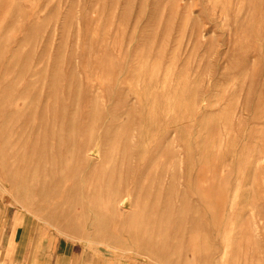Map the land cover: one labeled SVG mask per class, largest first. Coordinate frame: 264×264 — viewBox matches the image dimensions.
Returning a JSON list of instances; mask_svg holds the SVG:
<instances>
[{
  "label": "rangeland",
  "instance_id": "374dc122",
  "mask_svg": "<svg viewBox=\"0 0 264 264\" xmlns=\"http://www.w3.org/2000/svg\"><path fill=\"white\" fill-rule=\"evenodd\" d=\"M0 203L113 264H264V0H0Z\"/></svg>",
  "mask_w": 264,
  "mask_h": 264
},
{
  "label": "crops",
  "instance_id": "0c3cea01",
  "mask_svg": "<svg viewBox=\"0 0 264 264\" xmlns=\"http://www.w3.org/2000/svg\"><path fill=\"white\" fill-rule=\"evenodd\" d=\"M111 259L42 226L29 212L0 203V264H113Z\"/></svg>",
  "mask_w": 264,
  "mask_h": 264
},
{
  "label": "bare ground",
  "instance_id": "6f19581e",
  "mask_svg": "<svg viewBox=\"0 0 264 264\" xmlns=\"http://www.w3.org/2000/svg\"><path fill=\"white\" fill-rule=\"evenodd\" d=\"M124 204H125V201L122 200L121 202L119 201L117 205H119L120 207H123ZM113 206H114V205H113ZM124 208H125V207H124ZM121 210H122V209H121Z\"/></svg>",
  "mask_w": 264,
  "mask_h": 264
}]
</instances>
